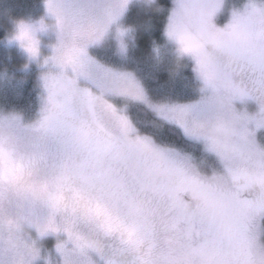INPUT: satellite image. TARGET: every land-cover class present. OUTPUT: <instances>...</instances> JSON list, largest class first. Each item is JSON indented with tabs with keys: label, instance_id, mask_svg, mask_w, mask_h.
<instances>
[{
	"label": "snow or ice",
	"instance_id": "snow-or-ice-1",
	"mask_svg": "<svg viewBox=\"0 0 264 264\" xmlns=\"http://www.w3.org/2000/svg\"><path fill=\"white\" fill-rule=\"evenodd\" d=\"M129 3L46 0L56 32L47 54L37 33L18 22L13 38L43 69V103L34 129L48 137L29 160L48 179L33 190L27 218L38 231L62 235L58 252L71 264H146L151 213L163 202L172 221L186 225L193 252L250 257L261 247L255 218L264 216V148L247 126L249 121L264 124V0L233 5L223 26L214 17L224 0H174L164 38L175 45L178 60L193 61L202 93L183 104L153 102L134 72L90 54V46L100 44L113 26L119 51L127 50L130 30L119 20ZM63 9L72 10L70 19ZM153 50L158 55L161 45L153 42ZM126 96L148 103L160 119L178 125L173 135L181 143L175 144L187 151L142 135L114 103ZM249 96L260 101L258 115L240 113L233 105ZM214 112L220 119L208 132L201 117ZM5 119L20 120L15 114ZM193 152L214 155L232 189L206 184ZM65 189L74 193L71 202L64 200ZM44 196L46 216L37 206ZM130 253L144 255L128 261Z\"/></svg>",
	"mask_w": 264,
	"mask_h": 264
},
{
	"label": "clouds",
	"instance_id": "clouds-1",
	"mask_svg": "<svg viewBox=\"0 0 264 264\" xmlns=\"http://www.w3.org/2000/svg\"><path fill=\"white\" fill-rule=\"evenodd\" d=\"M45 2L46 0H44ZM228 2L229 0H224V5H227ZM131 3L141 9L147 19H144L142 23L122 26L130 30L127 33L125 59L130 58L131 53L135 50L137 35L140 32H151L152 13L160 14L165 11L164 5L160 4L159 0H131ZM62 11L67 19L71 18V9ZM51 18L50 23L41 19L36 24H26L29 25L31 31L36 33L54 32L55 43V19L53 16ZM41 21L44 22L43 25ZM42 27L46 30L41 31ZM165 49L169 50V55L174 53L177 58L175 45L166 42L163 33L161 50ZM153 62L155 63V61ZM26 70V68L22 69V71ZM182 70L183 64L178 65L174 60L166 70L168 80L162 86L175 87L181 79ZM153 78H156L154 74ZM129 100L139 101L134 96H126L114 99V103L129 117L142 135L148 136L157 144L169 145L179 148L181 151H187L182 145L164 139L167 131L173 127L178 128V125L160 119L157 112L148 103H146L147 111L140 114L139 119L134 118ZM42 103L41 97V105ZM208 103H213L211 98ZM9 114H15L20 120L14 122L5 119ZM219 119L218 114L214 112L201 117V123L208 132H213ZM35 120H24L22 113L15 109L10 111L0 109V177H2L0 179V264H71V261H66L58 252V248L63 242L62 235L47 230L38 231L26 215V206L35 200L33 190L44 185L48 179L42 169L29 163L30 157L37 153L43 142L48 139L44 133L34 129ZM180 132L183 135L182 129ZM192 143H196V141H192ZM192 155L206 184L223 191L232 189L230 178L224 176L222 171L217 170L206 156L197 157L194 152ZM73 195L71 189H65L63 192L66 202H71ZM46 199L44 196L37 201L42 216H46L49 212V207L45 203ZM167 209V204L161 202L151 213L152 236L148 244V254L130 253L126 257L128 261H132L139 255H144L146 264H264V223H262L264 216H257L253 224L254 233L261 238L260 249L250 257L237 258L224 253L193 252L186 237V225L179 221L173 222ZM48 237H52L54 241L51 248L43 243Z\"/></svg>",
	"mask_w": 264,
	"mask_h": 264
},
{
	"label": "trees",
	"instance_id": "trees-1",
	"mask_svg": "<svg viewBox=\"0 0 264 264\" xmlns=\"http://www.w3.org/2000/svg\"><path fill=\"white\" fill-rule=\"evenodd\" d=\"M244 0H229L224 5L218 22L224 24L233 5L239 7ZM164 5L165 11L160 14L152 13V30L149 33L140 32L136 38L135 50L130 58L125 59L116 53L113 36L109 35L102 43L92 47V53L99 61L120 69H131L138 79L142 81L149 99L154 102H191L201 95L200 81L193 72V61L185 57L178 60L174 53L169 55V50H160L159 54L153 50V41L161 45L163 43L164 24L169 10L173 7V0H159ZM44 10V0H0V109L10 111L15 109L25 116L36 118L39 116L41 97L44 90L36 67L27 63L25 54L17 46H5L1 41L13 33V25L17 21L38 19ZM147 17L143 11L130 3L124 13L121 24L131 26L142 23ZM113 39H112V38ZM183 64L181 79L175 87L162 86L168 80L167 68L173 61ZM155 61V63L153 62ZM27 69L22 71V69ZM155 75V79L153 78ZM134 118L139 119L140 114L147 111L142 104L129 105ZM29 113V114H28ZM35 118V119H36ZM25 119V118H24ZM179 130L175 127L167 131L165 140L168 142L181 143V140L173 135ZM259 139L264 144V130L260 129ZM208 160L213 163L217 170L222 171V166L212 155ZM264 223V217L262 218Z\"/></svg>",
	"mask_w": 264,
	"mask_h": 264
},
{
	"label": "rangeland",
	"instance_id": "rangeland-1",
	"mask_svg": "<svg viewBox=\"0 0 264 264\" xmlns=\"http://www.w3.org/2000/svg\"><path fill=\"white\" fill-rule=\"evenodd\" d=\"M130 3H131V0H130ZM129 3V4H130ZM224 7V6H223ZM222 10H223V8H222ZM222 10L221 11H219L217 14H216V16L214 17V22L217 24V25H219V26H223L228 20H229V18H230V11L228 12V14H227V16L225 17V20H224V24H220L219 22H218V20H219V16H221V14H222ZM126 12V11H125ZM123 17V16H122ZM122 17L120 18V20H119V24L121 25V26H125V25H123V24H121V19H122ZM41 19H43L45 22H47V23H50L51 21H52V18H51V16H50V14H48V12H47V10H46V6H45V3H44V10H43V14H42V16L40 17V18H36V19H32V20H21V21H24L25 23H29V24H36V23H38ZM18 22L19 21H17V22H15L14 23V25H13V33L10 35V36H8L7 38H5V39H3L2 41H1V43L2 44H4L5 46H17L19 49H21L22 51H23V53L25 54V56H26V59H27V63L29 62V64H31V65H33V67L36 69V73L38 74V76H39V78H40V75H41V72L43 71V69H42V67H41V65H40V63H39V61L37 60V59H33V58H31L30 56H29V54L25 51V49L23 48V47H21V45H20V42L19 41H17V40H15L13 37H14V35H15V33H16V31H17V27H18ZM109 35H112L113 36V41H114V47H115V50H116V53L117 54H119L121 57H123L124 55H125V53H126V51L125 52H120L119 51V46H118V42H117V40H116V36H115V26H113V29L106 35V37L104 38V40L109 36ZM37 36L40 38V40H41V50H42V52L44 53V54H47L48 52H49V45L51 44V43H54V40H55V34H54V32H52V31H49V32H47V33H44V32H37ZM103 40V41H104ZM126 40H127V37L125 38V43H126ZM102 41V42H103ZM101 42V43H102ZM99 45V44H98ZM96 46V45H95ZM92 47L93 46H90V48H89V52H90V54L91 55H93V56H95L93 53H92ZM174 56H175V54H174ZM96 58V57H95ZM97 59V58H96ZM98 60V59H97ZM101 62V61H100ZM101 63H103V62H101ZM103 64H105V63H103ZM178 65L180 64V63H177ZM107 65V64H106ZM108 66H110V65H108ZM111 67H113V66H111ZM114 68H116V67H114ZM126 70H129V71H131V69H126ZM41 81V80H40ZM42 84V83H41ZM201 95H202V93H201ZM201 95L200 96H198L196 99H194V100H192V101H197V100H199L200 99V97H201ZM191 101V102H192ZM154 102V101H153ZM167 103H178V104H183V103H186V102H178V101H171V102H167ZM187 103H189V102H187ZM135 105L136 106V104H142L143 106H145L146 108H147V105H146V103L145 102H142V101H132V100H129V105ZM233 105H234V107H235V109L238 111V112H240V113H247V114H249V115H258L259 114V112H260V101L255 97V96H249V97H244V98H237V99H235L234 101H233ZM41 108V107H40ZM40 108H39V110H40ZM29 114V113H28ZM30 115H28V116H25L23 119L24 120H26V121H29V119H27L28 117H29ZM22 117H23V114H22ZM36 118V116L35 117H30V119H32V120H34ZM248 128H249V130L254 134V139H255V141H256V143L261 147V148H264V144L263 143H261V141H260V139H259V134L260 133H258V131L260 130V129H263L264 130V124H262V125H260V126H257L256 125V123H255V121H249L248 122ZM209 155H211V154H209ZM213 157H215L214 155H212ZM215 159L216 160H218L216 157H215ZM219 162V161H218ZM263 218V217H262ZM43 243L45 244V245H47V247L48 248H51L52 247V245H53V243H54V241H53V239H52V237H48L47 239H45L44 241H43Z\"/></svg>",
	"mask_w": 264,
	"mask_h": 264
}]
</instances>
